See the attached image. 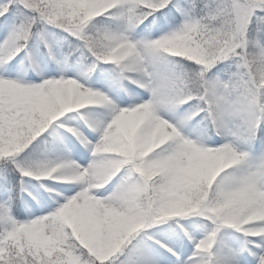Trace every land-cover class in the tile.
Returning a JSON list of instances; mask_svg holds the SVG:
<instances>
[{
  "label": "snow or ice",
  "instance_id": "1",
  "mask_svg": "<svg viewBox=\"0 0 264 264\" xmlns=\"http://www.w3.org/2000/svg\"><path fill=\"white\" fill-rule=\"evenodd\" d=\"M0 264H264V0H0Z\"/></svg>",
  "mask_w": 264,
  "mask_h": 264
}]
</instances>
